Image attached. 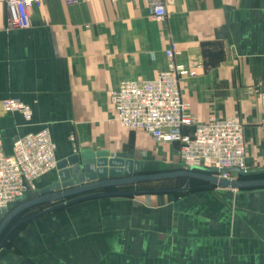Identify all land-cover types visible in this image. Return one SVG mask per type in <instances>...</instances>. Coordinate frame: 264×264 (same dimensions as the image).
Instances as JSON below:
<instances>
[{
    "label": "crops",
    "instance_id": "crops-1",
    "mask_svg": "<svg viewBox=\"0 0 264 264\" xmlns=\"http://www.w3.org/2000/svg\"><path fill=\"white\" fill-rule=\"evenodd\" d=\"M152 1L42 0L18 29L0 0V147L9 154L15 140L46 128L58 161L90 150L139 161L141 171L178 164L179 142L122 126L111 100L122 81L157 77L174 47L177 62L196 71L180 82L190 113L200 122L239 116L247 163L264 162L251 91L264 83V0H166L160 21ZM6 98L30 105L32 119L6 112ZM58 180L55 169L35 186ZM190 189L74 202L26 222L0 249V264H264V192Z\"/></svg>",
    "mask_w": 264,
    "mask_h": 264
},
{
    "label": "built area",
    "instance_id": "built-area-1",
    "mask_svg": "<svg viewBox=\"0 0 264 264\" xmlns=\"http://www.w3.org/2000/svg\"><path fill=\"white\" fill-rule=\"evenodd\" d=\"M14 28L27 29L31 22L29 10L40 6L42 0H2ZM69 5L78 0H65ZM150 12L160 21L167 15L166 0H154ZM167 68L149 80H125L112 92L111 100L117 111V120L128 129L142 130L158 143L179 142L180 162L184 169L205 167L215 170V176L229 181L238 180L240 174L248 172V142L245 125L239 116L219 119L212 116L200 122L189 111L184 102L180 82L184 76H194L176 60L177 51L169 47L165 51ZM259 95L261 103V130L264 135V83L256 84L252 90ZM6 112L17 111L26 120H31L30 105L17 98L3 100ZM191 127L190 133L184 129ZM57 146L46 128L18 138L11 153L0 147V213L10 212L21 198L35 197V181L57 169Z\"/></svg>",
    "mask_w": 264,
    "mask_h": 264
},
{
    "label": "water",
    "instance_id": "water-1",
    "mask_svg": "<svg viewBox=\"0 0 264 264\" xmlns=\"http://www.w3.org/2000/svg\"><path fill=\"white\" fill-rule=\"evenodd\" d=\"M59 180L52 185L35 193V198L25 201L10 212L2 210L0 213V234L10 220L20 211L39 204L58 202L69 198L66 201L58 202L51 207L36 214L18 221L0 242V249L3 248L5 240L20 224L34 218L54 212L74 202L103 196H134L143 193H171L185 192L190 190V179L196 178L208 181L221 187L244 189L264 187V179L261 180H234L220 179L212 174L196 172L215 173L213 169L205 167H193L190 170L163 171L156 173H143L140 169V162L130 159L111 157L105 151L93 152L84 150L66 159L58 161ZM255 172H243L244 175ZM260 173H264L260 171ZM188 178L187 183L180 189L171 190H147V191H102L106 188L127 185L139 181L164 180L169 178ZM84 184V185H80ZM25 197H22L23 201Z\"/></svg>",
    "mask_w": 264,
    "mask_h": 264
},
{
    "label": "rangeland",
    "instance_id": "rangeland-1",
    "mask_svg": "<svg viewBox=\"0 0 264 264\" xmlns=\"http://www.w3.org/2000/svg\"><path fill=\"white\" fill-rule=\"evenodd\" d=\"M180 169L186 170L182 166V164L180 162V157H179V163L178 164L171 165L170 167H165L163 171L180 170ZM263 170H264V162H262V163L257 162V164H256V162L253 163V164H249V162H248V171L249 172H255L253 174H264V173H260V171H263ZM163 171H162V169H158L156 171H142V172H144V173H156V172H163ZM261 179H264V175H255V176H252L250 178V180H261ZM186 183H187L186 179H182V178H169V179H164V180H148V181L134 182V183L127 184V185H121V186H118V187L115 186V187H111V188H106L105 191L171 190V189H180V188L184 187ZM195 185H197V182L196 181L192 182V188H194ZM244 189H247L246 190L247 192L254 193V194H259V193L264 192V187H260V189H252V190H248L249 188H244ZM190 190H192V189H190ZM231 190L234 193H237V191H239L240 189L231 188ZM185 192H171V194L173 196L177 197V196H179V195H181V194H183ZM56 203L57 202L35 205V206H32V207H29L23 213L19 214L17 218L13 217L10 220V222L2 230V232L0 234V242H1V238H3V236L12 229V227H13L12 225L14 223L16 224L18 221H20V220H22V219H24L26 217H29V216H31L33 214H36V213H38V212H40V211H42L44 209H47V208L51 207L52 205H54ZM21 204H19V205H21ZM16 205H17V203L15 205H13V207L16 206ZM13 207L11 208V211L13 209H15ZM65 207H63L61 209H58V210H56L54 212H59V211L65 209ZM7 247L10 248L11 247L10 244L9 245L7 244L6 248Z\"/></svg>",
    "mask_w": 264,
    "mask_h": 264
},
{
    "label": "trees",
    "instance_id": "trees-1",
    "mask_svg": "<svg viewBox=\"0 0 264 264\" xmlns=\"http://www.w3.org/2000/svg\"><path fill=\"white\" fill-rule=\"evenodd\" d=\"M182 170V169H180ZM190 170V169H189ZM171 171H178V170H171ZM196 172H199V173H205V174H212L214 175L215 173H210V172H203V171H199V170H196ZM144 173V172H143ZM255 175H264V174H249V175H244V174H240L238 180H250V178L252 176H255ZM182 179H186V182L188 181V178H185V177H180ZM196 181L197 182V185L195 186H201V187H208V186H213L214 184L208 182V181H204V180H201V179H196V178H192L190 179V186L192 188V182ZM35 197H32V198H27L23 201H20L17 203L16 206H14L13 208H16L17 206H19V204L21 203H24L25 201H28V200H31V199H34ZM28 208L20 211L19 213H17L14 217H18L19 214L23 213L25 210H27ZM17 221V220H16ZM26 223V222H25ZM25 223H22L20 224L15 230L12 231V233L8 236V238L5 240L4 242V245L3 246H7V244L9 245V240L13 237V235L18 231L20 230L24 225ZM15 224V223H14ZM14 224L12 226H14ZM11 227V226H10ZM9 227V228H10ZM7 233L3 236V238H1V241L6 237Z\"/></svg>",
    "mask_w": 264,
    "mask_h": 264
}]
</instances>
